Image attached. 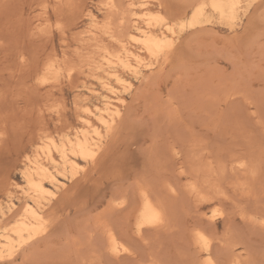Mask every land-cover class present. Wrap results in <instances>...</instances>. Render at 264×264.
<instances>
[{
	"label": "rangeland",
	"instance_id": "rangeland-1",
	"mask_svg": "<svg viewBox=\"0 0 264 264\" xmlns=\"http://www.w3.org/2000/svg\"><path fill=\"white\" fill-rule=\"evenodd\" d=\"M58 1L0 0V203L7 200L8 190L14 192L16 197L21 195L19 187L23 184L21 169L24 168L26 162L25 152H31L30 149H33L32 140L35 141L43 131L53 132L54 129L61 128L60 124L64 121L65 126H68L66 120L67 123L70 121L71 124L78 122L76 108L78 109L80 99L85 95H90L94 103L106 95L116 97V94L104 91L100 82L88 72L87 65L92 58L104 62V56L108 52L102 49L107 41L109 42V51H112L113 54H116V51L118 53L119 47H116V43H113L112 40L110 42L108 37H105L106 39L104 38L97 45H93V41L92 43L90 40L85 41V39L89 38L88 31L95 27L88 15L94 14L97 22H102L101 25L109 22L110 17L108 15L110 13L112 23L113 17L115 19L117 16L115 20H118L119 15L117 13L113 15L109 9L110 13L107 15L106 7L102 5L103 0ZM116 1H119L118 5H121L122 11L125 10L127 0ZM148 1L151 2L154 11L158 10L167 14L165 12L167 10L171 18H176L173 19L174 21H179L188 18L192 6L189 7V5L196 0ZM259 2V0L258 2L254 0L248 9L241 11L238 19L232 25L219 23L217 19H213L211 22H206L200 26L203 27V32L198 33L199 30L197 29L200 27L192 29L197 33L192 34L194 32L192 30L185 31L175 39L177 41L169 61L156 63L154 68L142 67L141 73L137 77L127 73L132 82V89L125 92L126 106L123 110V119L122 121L119 120L121 123L117 124L119 126L114 131L115 134L110 136L109 140L112 138L111 144L107 143L108 149H105V155L102 154L105 157L102 161H106L110 167L105 166L106 162L102 167L103 162L100 165L98 161L101 167L98 166L96 172L88 169L86 173L87 175L90 172L95 178L101 175L99 180L97 179L95 182L96 185H99V190L96 189L95 185V191L92 192L94 199L97 195L98 199L95 200L99 201L95 203V200L90 198V202L86 203L85 198L82 200V197L75 196L77 198L70 199L65 208L63 204L61 209L59 208L61 203L56 205V209L59 208L56 211L59 212L57 221L59 224L56 223L58 228L56 227L54 231L59 230L58 234L56 233L55 236L51 232V236L48 234L45 236L47 239L43 238L42 241H44L37 245L38 248L35 246V248H28L29 250H21L15 253V258H10L7 253H4L3 261H0V264H80L81 261L77 263V252L79 256H83L94 248L95 242L102 241L101 228L103 230L105 225L102 222L105 223L106 221V224L109 220L115 222L116 218L119 222L122 221L128 225L133 211H131V207L134 209L140 204V200L134 199V195L132 198L136 201L135 206L132 205L135 201L131 199L134 191L136 192H134L135 198L137 197L139 185L140 187L147 186L146 188H149L154 194L156 193L160 197L159 199L163 197L162 201L168 213L166 216L169 225H167V229L165 227L160 230L162 234L157 232L155 236L154 233L146 232L144 233L145 236L138 237L135 241L130 238L131 242L128 243V246L131 245L129 248H133V254L125 255L127 257H123L125 259L123 263L129 260L126 264H146L150 262V257L155 259L151 262L152 264H156L157 260H159L157 264H163L165 257L173 260L175 264H180L177 259L180 262L183 260L182 264H185L186 261L187 264L191 263V261H195V254L192 257L186 254V258L183 255H185L184 252H189L190 255L193 246L198 249L194 235L192 236L195 232L192 233V231L196 228L201 230V227L204 229V234L208 238L210 237L211 241L213 240V250L214 247L217 249L219 245L228 247L227 242L230 246L232 241V244H237L234 249L242 253L245 256L244 259L250 252L256 253L260 258L264 257V225L260 221V217L264 218V213H261L264 212V0H261V5ZM184 6L186 7V14H183ZM170 7L182 11H179L178 18L177 9L175 16V12L170 10ZM254 9L255 11H253ZM172 15L174 16L172 17ZM116 22L114 21L113 24L116 25ZM130 43L132 47L130 49L142 52L138 47L139 45L133 41ZM130 43L127 45L128 48ZM106 44L108 45V43ZM97 46H101L100 51ZM99 53L100 55H98ZM125 53L124 50L122 53L119 52L122 55H126ZM88 56L91 59L85 61ZM106 57H110L109 54ZM49 59L50 61H59L65 70L75 67L74 77L69 78L66 71H63L58 79L43 82L41 77L45 76L44 74L48 78L51 77L50 73H44L42 70L47 61L50 62ZM61 61L66 62L68 66ZM73 64H77V66H73ZM81 69L84 70L83 74L80 72ZM36 70L40 72L39 78L36 75ZM143 76L145 77L143 78ZM117 88L120 91L123 90L122 87ZM89 89H96L98 92L93 96ZM58 111L62 113V117L61 114H59L60 116L57 115ZM75 119L77 120L75 121ZM64 124H62L63 127ZM113 141L116 144H113ZM194 143L199 146H195ZM191 146L196 148V152L189 149ZM111 147L113 151L110 153ZM185 152L188 153L184 154ZM202 153H204V158L201 157ZM106 154L109 155L106 156ZM112 154L113 156H111ZM193 154L194 158L199 157L202 160L195 159L196 163L192 161L193 164H191L190 159L193 158ZM30 155L32 158L34 157V153L31 152ZM121 157H124L125 160ZM231 159H235V161L231 162ZM223 160L227 162L225 163ZM220 161L226 164H223L225 167ZM240 161L243 165L236 163ZM200 162L202 165H199ZM192 165L198 169L202 166V171L199 169L200 172H198V169L192 168ZM123 167L125 170L121 171ZM129 168L133 169L130 174L126 172ZM121 173L124 175L123 178L120 177ZM197 183L198 187H195ZM200 185L204 186L205 190L201 187L202 190L200 191ZM66 186L70 188L65 187L67 191H73V185L70 182H67ZM105 187H107L106 190H103ZM191 187H194L192 192H190V189H193ZM219 187H221L222 192L219 191ZM195 188H198L197 193H201V195L199 193V197L196 196ZM66 189L61 191L60 198L62 192L64 195L71 192H65ZM102 190L105 191V196H103L105 193ZM122 190L126 192L123 193ZM95 193L97 194L95 195ZM204 193L209 197V201L213 196L208 194L215 195L216 199L213 198L208 202L207 197L203 195ZM127 194L128 197L126 198H130L133 203L127 202L132 206L130 204L127 206V199L124 200V196ZM204 196L205 198H203ZM218 199L222 201V204H219ZM111 202L112 206L118 207L119 210L121 208V211L112 210L111 207L109 210ZM62 206L65 209L63 212ZM261 208L263 209L261 212L257 211ZM214 211L218 214L216 216L217 225H211L209 222V215ZM126 213H130L128 217ZM96 220L102 224V227ZM113 222L111 221L112 224ZM119 222H115V225ZM206 224L209 225L206 226ZM96 227L101 231V238L99 237L100 231ZM229 233L233 235L231 239ZM151 236H155L156 241H151ZM216 236H218V240ZM219 236L221 237L219 238ZM48 237L51 238L48 239ZM158 237L159 240H157ZM240 240L242 243L246 242V244L244 243L245 246L241 245ZM45 241L46 243H44ZM134 242L138 243H136V247ZM251 246H253L252 249ZM136 248H139L140 252H137ZM27 251L28 253H26ZM195 252V258L197 257L198 260L200 251L199 254L197 250ZM24 256L25 259H23ZM141 256L142 259L140 260ZM167 258L164 264L171 263ZM184 260L186 261L184 262ZM98 261L101 262L98 264L106 263L103 259ZM261 261L260 259V263ZM87 262L83 264H88L89 262ZM94 263L96 264L97 261H93L91 264ZM112 263L118 264V261L113 260Z\"/></svg>",
	"mask_w": 264,
	"mask_h": 264
},
{
	"label": "bare ground",
	"instance_id": "bare-ground-1",
	"mask_svg": "<svg viewBox=\"0 0 264 264\" xmlns=\"http://www.w3.org/2000/svg\"><path fill=\"white\" fill-rule=\"evenodd\" d=\"M259 1L261 2V0H259ZM63 2H64V0H63ZM118 2L119 1H116V0H103L102 1V5L106 7L107 15H108V13H110L109 11L113 12V15H115L114 13H117V15H119L118 20H115L117 18V16L115 19L113 17V23H114V21L115 22L118 21V22H116L117 24L114 25L112 23V18H111V16H109L111 13L108 15V17H110L109 22H106L105 24L103 23V25H101L102 22L98 23L96 16H94V14L91 13L90 15H88V18L90 16V18L93 21V24H95L93 26H95V27L93 30L88 31L89 32V36H88L89 38L85 39V41L90 40L91 42L92 41L94 42L93 45H97L101 41H103V39L105 37H108L110 39V42L112 40L113 43L114 42L116 43V47L117 46L119 47L117 49L118 53L116 51V54H113L112 51H109V42L107 41L106 43H108V45L105 43L106 47L104 45L102 50H105L106 52H108L107 55L109 54L110 57H106L107 55H105L104 56V62H100V61H97V59H95V60H93V58L91 59V57H89L90 56L89 55L88 58L85 60V61H89L91 59L87 65L88 66L87 69H88V72L90 73V75L95 77L100 82L101 87L104 89V91L111 93V94H116V97L106 95L103 98V96H102L103 99H99L98 102L96 101L94 103L92 101V99L90 98V95L89 96L85 95V97L80 99L78 109L76 108L77 117H78V118L77 117L76 118L78 119V122L71 124V123H69L70 121H68V123H67V120H66V125L68 124V126H65V124H64L65 121L61 123V121H63V120H61L60 121L61 128L54 129L53 132H46V131H43V129H42L43 132L40 131L41 133L39 135L37 133L38 137L35 139V141L32 140L33 149L32 150L30 149V151L32 152V154L34 153V157L33 158L31 157V155H30L31 152H25L26 153L25 154L26 162H25L24 168L21 169V176L23 179V184L19 185L21 195L16 197L14 195V192H12L11 190H8L7 200L4 203H0V261H3L2 258L4 256L3 255L4 253L5 254L7 253V255L10 258L11 257L15 258V256H14L15 253H18L21 250H25V249L27 250L28 248L30 249L32 247L35 248V246L37 247V245H39L40 242L44 241V240L42 241L43 238L47 239L45 236H47L48 234H49L48 236H51V232L54 233L56 236V233L58 234V231H59V230L56 232L54 231V230H56V227L58 228V225L56 223L59 224V222H57L58 217H59V212H56V211H58L59 208L61 209L62 204L64 205V208H65L66 203H68L70 199L77 198L75 196L82 197L83 198L82 200L86 199L87 200L86 203L90 202V198H91V200L98 199V197L96 195L97 193H95L96 197L94 199L92 192L95 191V185H96L95 182L101 175L100 176L98 175L99 177L97 178V176H96V178H95L94 176H92L93 174H91L90 172L87 175H86V173H87L88 169L89 170L91 169L90 171L95 170V172H96V170H98L97 167L102 164L101 163V162H103L102 159L103 160L105 159V157L102 154L105 155V152H106L105 149L106 148L108 149V147H106L107 143L111 144L112 138L110 140H109V138L113 133L115 134L114 131L119 126V125L117 126V124L121 123V122H119V120L122 121V119H123L122 118L123 117L122 115H124L123 110H125L124 108L126 106V98H125L126 93L125 92H128L132 89V82L129 79V77L127 76V73H130L133 76L137 77L141 73L142 67L148 66L150 68H154L156 63H159L161 61L165 63V61H169L168 59L170 57L171 52L174 50L175 43L177 41L175 39L177 37H180L187 30H192L196 27L199 28L202 24L204 25V23H206V22H211L213 19H217L219 21V23L221 22V23L232 25L238 19L240 12L248 9V7L251 6V4H252V2H254V0H196L195 2H192V4L189 5V7L191 5L192 6L190 8L191 12L189 13L188 18L181 19L179 21H174L176 18L174 19V17H173L174 15H172L173 18H171L170 15L168 14L167 10L165 11L167 14H165L161 11H158V10L154 11L153 8L151 7V4H150L151 2L148 0H127V2H126L127 5H126V7H124L125 10H123V11L121 9L122 7H120L121 5H118L119 4ZM159 2H161V1H159ZM256 2H258V0H256ZM152 4H154V3H152ZM187 5H188V3H187ZM260 5H261V3H260ZM164 6H163V8H164ZM169 6H170V4H169ZM254 8H255V6H254ZM256 8H257V5H256ZM73 9H74V7H73ZM108 9H109V11H108ZM176 9L177 8H175V10ZM170 10L175 12L173 7ZM177 11H178V14H177ZM177 11L175 12V16L177 14V18H178L180 15L179 11H181V10L177 9ZM253 11H255V9ZM259 12H261V11H259ZM259 12H258V14H260ZM44 14H45V12H44ZM54 14H55V12H54ZM183 14H186V7H185V11H183ZM183 14L181 13L182 16H183ZM182 16H180V17H182ZM248 18H249V16H248ZM45 19H46V17H45ZM106 20H107V18H106ZM142 23H144V24H142ZM251 23H252V21H251ZM89 25H90V23H89ZM245 25H246V23H245ZM47 26H48V22H47ZM49 27L51 29V26H49ZM44 30H46V29H44ZM57 30H58V28H57ZM197 30H199L198 33L203 32V27L202 28L200 27ZM192 31H194V30H192ZM23 32H24V30H23ZM84 32H85V30H84ZM193 33H197V31L192 32V34ZM48 36H49V34H48ZM79 41L81 42V40H79ZM132 41L135 42V44L139 45L138 47H140V50L142 52H140V51L137 52V50L133 51V49H130V47H131L130 42H132ZM128 43H130L129 48L127 47ZM97 47H99L98 49L100 51L101 46H97ZM110 47L112 48V46H110ZM119 49H121V50H119ZM76 50H77V48H76ZM86 50H87V48H86ZM113 50H114V48H113ZM122 50H124L126 52L125 53L126 55L119 54V52L122 53ZM62 54H63V52H62ZM173 54H174V52H173ZM87 55H88V53H87ZM98 55H100V53ZM101 56L103 57V55H101ZM54 58H56V57H54ZM148 58H149V61H147ZM83 60H84V58H83ZM83 60L81 59V61H83ZM150 60H152V62H150ZM49 61H50V59H49ZM20 62H22V61H20ZM62 63H65V65H67L66 62H62ZM72 63H73V61L71 62V64L70 63H68V64H70L72 66ZM70 65H69V67H70ZM75 65L77 66V64H75ZM75 65L73 64V66H75ZM77 69L79 70V67ZM77 69H76V71H77ZM37 70H36V72H37L36 75L39 78L38 75L40 72H38ZM42 70L44 73L45 72L47 74L50 73V75H51V77L49 76L50 78H48L46 74H44L45 76L41 77L42 81L45 82L47 80L58 79L60 77V75L63 74V71H66V73H67L66 75L69 78H71L72 76L74 77L75 67L74 68L70 67V68H67L65 70L61 66V63H59V61L57 62L56 60H51L50 62L47 61L45 66L42 68ZM42 70H40V71H42ZM80 72H82V74H83L84 70L81 69ZM42 73H41V75H42ZM144 77L145 76H143V78ZM24 79H27V78H24ZM56 82H57V80H56ZM52 84H53V81H52ZM117 87H120V88L122 87V89L124 91L118 90ZM89 92L93 96H95L98 91L96 89H89ZM5 101H6V98H5ZM52 109H54V108L52 107ZM56 109H57V107H56ZM60 111H62V110L60 109ZM59 114H61V117H62V113L61 112L59 113V111H58L57 115L60 116ZM77 119H75V121ZM58 122H59V120H58ZM62 124H64V127ZM69 124H71V125H69ZM60 125H59V127H60ZM115 137H116V135H115ZM29 140L31 141V139H29ZM14 141H16V140H14ZM113 142H114L113 144H116L115 141H113ZM195 142H197V141H195ZM194 145L199 146L197 143H194ZM211 147H213V146H211ZM110 149H111L110 150V153H111L113 151L112 147ZM166 149H167V147H166ZM189 149H191V150L193 149L195 151L196 148H192V146H191V147H189ZM191 150H190V152H191ZM195 152H194V154H195ZM187 153L185 152L184 154H187ZM197 153H198V151H197ZM226 153H227V151H226ZM109 154H106V156ZM194 154L192 156L193 158L190 157L191 158L190 159L191 164H193L195 159L198 161L202 160V159H199L197 154H196V157H198V158H194L195 157ZM203 154L204 153L201 154V157L203 156ZM121 155H123V154H121ZM191 155H192V153H191ZM111 156H113V154ZM111 156H110V158H111ZM185 156H187V155H185ZM199 156H200V154H199ZM124 157H125V155H124ZM124 157H121V159H123ZM161 158H162V156H161ZM203 158H204V156H203ZM212 159H213V157H212ZM124 160H125V158H124ZM233 160L235 161V159H231V162ZM23 161H25V160H23ZM98 161L100 162V165H99ZM223 161L222 162L220 161V163L222 165L227 162L226 160L224 161L225 163ZM104 162H106V161H104ZM104 162L102 164V167L104 165ZM195 163H196V161H195ZM195 163H194V165L196 166ZM236 163L240 164L241 161L236 162ZM106 164H107V162L105 163L106 167L107 166L110 167V165H108V164L106 165ZM111 164H113V163L111 162ZM200 164L202 165V162H200L199 165ZM239 164H238V166H239ZM241 164L243 165V163H241ZM244 165H246V163ZM194 167L192 165V168H194ZM223 167H225V166L223 165ZM250 167H251V165H250ZM202 168L203 167L201 166V168H199V169H201V171H202ZM212 168H213V165H212ZM254 168H255V166H254ZM194 169H198V168L196 167ZM199 169H198V172H200ZM240 169H241V167H240ZM246 169H247V167H246ZM124 170L125 169L123 167V169L121 171H124ZM132 170H133L132 168H129V170H127L126 172H128V174H130L131 173L130 171H132ZM224 170H225V168H224ZM251 171H253V170H251ZM99 172H100V170L98 171V173ZM173 172H174V170H173ZM243 172H245V171H243ZM254 172H255V170H254ZM104 173H105V171H104ZM116 173H117V170L115 172V176H116ZM119 173H120V169H119ZM135 173H137V172H135ZM224 173H225V171H224ZM234 175H235V172H234ZM248 175H249V173H248ZM251 175H252V172H251ZM121 176L123 178L124 175L121 173L120 177ZM202 176H203V174H202ZM205 176H206V174H205ZM195 178H196V175H195ZM200 179H201V175H200ZM101 180H102V177H101ZM158 181H159V179H158ZM67 182H70L73 185V188H72L73 191L68 190L71 192H69V194H67V195L65 193L66 196L62 192V195H64V196L62 197V195H61V198H60L61 191H63V189L69 188L66 186ZM138 182H140V181H138ZM152 183H153V181H152ZM198 183L195 184V187L196 186L198 187ZM99 184H100V182H99ZM98 186L99 185L97 184L96 189L99 188ZM146 187L147 186H145V187L141 186L140 187V185H139V187H137V191L139 189V193H137L136 198H135L136 195L134 194L135 191L132 192L131 199H133L132 197L134 195V199H136V200L139 199L140 204L138 206H136L134 209H133V207H131V211L132 210L133 211H132V213L130 215V219H129L130 224L128 223V221H126L128 223V225L126 223H123L122 221L119 222L116 218H115V222H119V223H116V225H115V222H113V220H111L113 222V224L111 223L110 220H109L110 223L107 221L108 222L107 224H106V221H105V223L102 222L103 225L105 224L103 226V230L101 228V231L103 233L102 234V238H103L102 241L99 243H96L94 241L96 243V244L94 243V245H95L94 248L92 250L88 249L89 252H87V253H86V251H84L86 253L83 255L84 258L82 255L79 256V253L76 250V252L78 254L77 263H78V261L79 262L81 261L80 264H83V263L87 262L88 259H89V261H88L89 263L87 262L88 264H91L93 261L94 262L97 261L96 264L101 263L100 261H98L101 259L106 261L105 264H108V263L113 264L112 263L113 260L118 261V264H120L121 262L123 263V261L125 260L123 257H127L125 255L130 256L133 254L132 253L133 248L132 249L129 248V246L131 247V245L128 246V243L131 242L130 238L135 241L136 238H138V237L142 238L143 235L145 236L144 233H146V232L154 233L156 236L157 232H160V234H162V231H160V230H163V228H165V227H166V229L168 228L167 225H169V223L167 224L168 217L166 216L168 213L166 212L165 204L162 201L163 197H161V199H159L160 197L157 196L156 193H155L156 194L155 195L149 188H146ZM201 187L202 186L200 185V191L202 190ZM245 187L247 188V186H245ZM106 188L107 187H105V189H103V190H106ZM191 188H193V189H190L191 190L190 192H192L194 190V187H191ZM220 188L221 187H219V191H221ZM197 189L198 188H195L196 193H197ZM203 189L205 190V188H203ZM154 190L156 191V189H154ZM68 191L66 189L65 192L68 193ZM74 191H75V193H74ZM100 191H101V188H100ZM100 191L98 192L99 194H100ZM117 191H118V189L116 190V192ZM103 192L105 193V191H103ZM111 192H113V191H111ZM122 192H123V190H122ZM122 192H121V194H122ZM125 192H123V193H125ZM158 192L159 191H157V193ZM258 192H259V190H258ZM114 193H115V191H114ZM199 193H197L196 196L199 197ZM202 193H203V191H202ZM205 193L203 195H205ZM99 194H98V196H99ZM101 195H102V193H101ZM101 195H100V197L103 198ZM105 195H106V193L103 196H105ZM200 195H201V193H200ZM208 195L213 196V198L216 199L215 195H213V194L212 195L208 194ZM185 196H186V194H185ZM205 196L207 197V195H205ZM205 196L203 198H205ZM111 197H112V193H111ZM119 197H120V195H119ZM126 197H128V194H127V196H124V200ZM213 198H210V201ZM134 199L132 201H135ZM206 199H208L207 201L210 202L209 197H207ZM206 199H205V202H207ZM96 201L97 200H95V203H97L99 200L97 202ZM127 201L131 202L130 198H128L126 200V203L128 206L130 203H128ZM218 201H220L219 204H222L221 200L218 199ZM114 202H115V200H114ZM92 203L95 204L93 201H92ZM117 203L119 204V202H117ZM132 203L133 202H131V204ZM59 204H60L59 208L56 209V205H59ZM110 204L111 205H109V210H110V207L112 210L113 209L119 210L118 207L116 208L115 206H112V202ZM123 204H125V203H123ZM135 204H136V201L132 205L135 206ZM62 208H63V206H62ZM64 208H63L62 212L65 210ZM262 210L263 209L261 208V210H257V211L261 212ZM119 211H121V208ZM216 211H218V210H216ZM125 212H127V211H125ZM244 212H246V211H244ZM217 213H219V212H217ZM261 213H264V212H261ZM128 214H130V213H128ZM128 214L126 213L127 217H128ZM217 215L218 214H216L215 211L212 212L211 215H209V218H210L209 222L211 223V225L212 224H214V225L218 224L216 221ZM127 217H126V219H127ZM123 220H125V219L123 218ZM260 221H261V224L264 225V218L263 217H260ZM96 222H98V221L96 220ZM98 223L101 224L100 222H98ZM102 224H101V227H102ZM209 224H206V226ZM254 224H255V222H254ZM98 226L100 227V225H98ZM198 227H200V226H198ZM96 228H94V229H96ZM98 228H97V230H98ZM263 229H264V227H263ZM98 231H100V230H98ZM101 231H100V236H99L100 238H101ZM215 231H216V229H215ZM193 232H195V233H193ZM228 232H230V231L228 230ZM231 232H232V230H231ZM192 233H193L192 236L194 235L195 243H196L199 250L194 248V246H193L194 245V243H193L194 239H192L193 240L192 241L193 250L190 252L191 253L193 252V253L192 254L190 253V255H189V252L188 253L184 252L185 255H183V256H185V258H186V254H188V256H190V257H192L194 254L196 256V252H195L196 250H197V253L200 251V256H199L198 260H197V257L195 258V256H194L195 261L194 260L191 261L189 259L190 257L187 258L188 260L191 261V263L188 261L190 264H264V260H263L264 257L260 258L259 256H257L256 253L253 254L252 252H250L249 255L247 254L248 255V256H246L247 258L244 259L245 256L242 253L237 252L236 249H234L235 245H237V244H234V243L232 244V241H231L230 246H229V242H227L228 247H226V245L225 246L219 245V247L217 249H216V247H214V250H215L214 251L213 250V244H212L213 240L211 241V239H209L210 237L208 238L204 234V229H202V227H201V230L198 228H196V230L194 229V231H192ZM155 236H153L154 239L151 236L152 240H151V238H150V240L154 241L156 238ZM157 236H160V235L157 234ZM221 236H222V234H221ZM221 236H219V238ZM225 236H226V233H225ZM231 236H233V235L230 234V239H231ZM96 237H98V236L96 235ZM99 237H98V239H99ZM214 237H215V235H214ZM217 237L218 236H216V239L218 240ZM50 238L51 237H48V239H50ZM94 239H97V238L94 237ZM236 239H238L237 236H236ZM157 240H159V237L157 238ZM234 240H235V238H234ZM243 241H244V239H243ZM224 242H226V241H224ZM240 242H241V245H244V243L246 244V242L242 243V240H240ZM44 243H46V241ZM85 243H86V241H85ZM136 243L134 242L135 247H136ZM43 246H44V244H43ZM135 247H134V249H135ZM252 247L253 246H251V249H252ZM77 249H78V247H77ZM188 249H190V248H188ZM39 250H40V248H39ZM81 251L82 250H80V252ZM136 251L140 252L139 248L138 249L136 248ZM136 251L133 250V252H135V253H136ZM26 253H28V251ZM24 254H25V251H24ZM81 254H83V252H81ZM137 254L139 255V253H137ZM146 254H147V252H146ZM258 257L262 260L261 263H260V259ZM85 258L87 259L86 261L84 260ZM166 258L167 257H165V259ZM23 259H25V256ZM141 259H142V256H141L140 260ZM153 259L154 258L150 257V262L149 263L145 262V263L146 264H152L151 262H153ZM165 259L163 260V264H164V261H166ZM108 260H110L111 263ZM167 260L171 262L170 264L173 263V260L171 261L168 258H167ZM186 260H184V262ZM74 261H75V259H74ZM83 261H85V262H83ZM127 261H129V260H126L125 263H123V264H126ZM133 261H136V260H133ZM133 261H132V263H133ZM154 261H155V259H154ZM157 262L159 263V260L156 261V264H157ZM177 262L182 264L183 260L180 262V260L177 259ZM173 264H175V263H173ZM185 264H187V261Z\"/></svg>",
	"mask_w": 264,
	"mask_h": 264
}]
</instances>
